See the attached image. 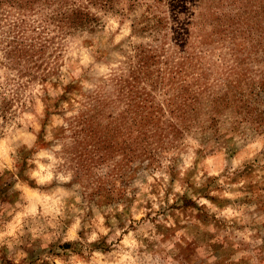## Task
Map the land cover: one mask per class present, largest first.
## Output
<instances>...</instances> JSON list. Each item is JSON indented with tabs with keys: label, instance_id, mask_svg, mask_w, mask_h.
I'll return each instance as SVG.
<instances>
[{
	"label": "rangeland",
	"instance_id": "374dc122",
	"mask_svg": "<svg viewBox=\"0 0 264 264\" xmlns=\"http://www.w3.org/2000/svg\"><path fill=\"white\" fill-rule=\"evenodd\" d=\"M2 0L0 264H264V0Z\"/></svg>",
	"mask_w": 264,
	"mask_h": 264
},
{
	"label": "trees",
	"instance_id": "16d2710c",
	"mask_svg": "<svg viewBox=\"0 0 264 264\" xmlns=\"http://www.w3.org/2000/svg\"><path fill=\"white\" fill-rule=\"evenodd\" d=\"M24 4H29V1L28 0H24ZM2 2V0H0V3Z\"/></svg>",
	"mask_w": 264,
	"mask_h": 264
}]
</instances>
